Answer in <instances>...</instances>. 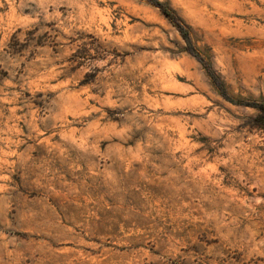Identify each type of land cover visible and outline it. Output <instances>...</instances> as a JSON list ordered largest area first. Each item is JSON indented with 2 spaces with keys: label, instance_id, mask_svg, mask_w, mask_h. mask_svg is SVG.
<instances>
[{
  "label": "rangeland",
  "instance_id": "obj_1",
  "mask_svg": "<svg viewBox=\"0 0 264 264\" xmlns=\"http://www.w3.org/2000/svg\"><path fill=\"white\" fill-rule=\"evenodd\" d=\"M262 107L264 0H0V264H264Z\"/></svg>",
  "mask_w": 264,
  "mask_h": 264
},
{
  "label": "trees",
  "instance_id": "obj_2",
  "mask_svg": "<svg viewBox=\"0 0 264 264\" xmlns=\"http://www.w3.org/2000/svg\"><path fill=\"white\" fill-rule=\"evenodd\" d=\"M162 6V5H161ZM163 8V11L167 14V15H172V10H169V9H167V8H165V7H162ZM263 108V110H262V114L260 115V116H258L259 117V119H263V122H264V107H262ZM264 124V123H263Z\"/></svg>",
  "mask_w": 264,
  "mask_h": 264
}]
</instances>
